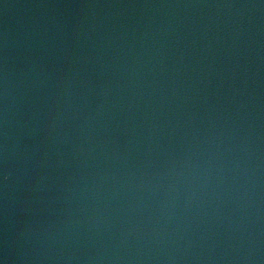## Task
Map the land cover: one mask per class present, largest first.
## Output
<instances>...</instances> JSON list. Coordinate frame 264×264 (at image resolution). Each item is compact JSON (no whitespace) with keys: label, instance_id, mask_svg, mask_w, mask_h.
<instances>
[{"label":"water","instance_id":"obj_1","mask_svg":"<svg viewBox=\"0 0 264 264\" xmlns=\"http://www.w3.org/2000/svg\"><path fill=\"white\" fill-rule=\"evenodd\" d=\"M0 264H264V0H0Z\"/></svg>","mask_w":264,"mask_h":264}]
</instances>
